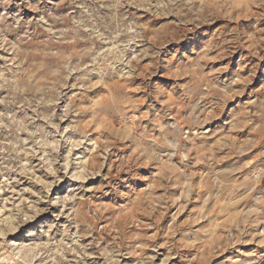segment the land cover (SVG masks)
I'll return each instance as SVG.
<instances>
[{"label": "rangeland", "instance_id": "1", "mask_svg": "<svg viewBox=\"0 0 264 264\" xmlns=\"http://www.w3.org/2000/svg\"><path fill=\"white\" fill-rule=\"evenodd\" d=\"M263 70L264 0H0V264H264Z\"/></svg>", "mask_w": 264, "mask_h": 264}, {"label": "bare ground", "instance_id": "2", "mask_svg": "<svg viewBox=\"0 0 264 264\" xmlns=\"http://www.w3.org/2000/svg\"><path fill=\"white\" fill-rule=\"evenodd\" d=\"M262 76L258 79L259 81H263L264 80V70L261 72ZM256 76L252 75V78L254 79Z\"/></svg>", "mask_w": 264, "mask_h": 264}]
</instances>
